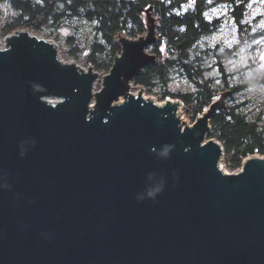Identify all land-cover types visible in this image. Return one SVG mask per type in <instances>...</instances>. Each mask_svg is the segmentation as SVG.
<instances>
[{
	"label": "water",
	"instance_id": "water-1",
	"mask_svg": "<svg viewBox=\"0 0 264 264\" xmlns=\"http://www.w3.org/2000/svg\"><path fill=\"white\" fill-rule=\"evenodd\" d=\"M147 22L104 75L29 30L4 40L0 264H264V156L219 168L207 135L229 93L185 126L178 102L129 92L156 61Z\"/></svg>",
	"mask_w": 264,
	"mask_h": 264
},
{
	"label": "trees",
	"instance_id": "trees-1",
	"mask_svg": "<svg viewBox=\"0 0 264 264\" xmlns=\"http://www.w3.org/2000/svg\"><path fill=\"white\" fill-rule=\"evenodd\" d=\"M249 0H0L4 23L1 35L26 29L55 37L66 47L67 56L81 60L100 73L112 67L121 46L117 36L135 39L147 31V17L157 19L159 34L149 48L156 61L142 69L134 85L156 94L162 100L175 98L186 117L194 122L215 100L217 88L229 86L225 63L234 59L239 45L251 41L243 22ZM226 4L236 27L233 44H209L208 38L221 27L224 18L212 11ZM68 30L63 38V31ZM223 46V47H221ZM183 81L188 91L173 90L174 81ZM232 85L234 83H231ZM246 86H232L240 92ZM248 103V102H247ZM247 103H235L215 112L207 138L223 147V162L229 169L239 168L242 160L264 156V121L252 114Z\"/></svg>",
	"mask_w": 264,
	"mask_h": 264
},
{
	"label": "rangeland",
	"instance_id": "rangeland-1",
	"mask_svg": "<svg viewBox=\"0 0 264 264\" xmlns=\"http://www.w3.org/2000/svg\"><path fill=\"white\" fill-rule=\"evenodd\" d=\"M226 6V4L224 6L223 4L219 5L211 13L213 16L224 19L221 23V27L214 33L212 32V34L208 38L209 44H217L220 42L221 45L224 46L225 44H233L238 39V33L235 30L236 27L234 22L230 18H226V16H228L229 14L228 7ZM243 14L244 16L242 20L244 22V25L249 28V35H254V38L251 41H246L245 43L240 44V50L237 52V56L225 63V68L227 69L228 74L226 80H229L230 84L229 86L222 85L217 88V95L215 97V100L220 95L229 93L224 102L225 108L228 105L232 104V102H235L236 104L248 102L247 104H245V106H250L252 114L258 115L259 113H261V119L264 121V0H249L246 11ZM152 17L155 19V22L153 24L156 26L157 19L154 16ZM3 23L4 19L2 14H0V26H2ZM67 31L68 30L63 31L62 34H60V37L63 38V35ZM39 36L42 38H48L42 33H39L38 37ZM4 37L5 36L1 35L0 33L1 42H3L2 40ZM53 38L55 37H49L48 39H52V41L57 44L59 57L64 62L73 60L83 68L88 67V65L83 63L81 60L77 61L67 56V49L64 43H62L61 39L56 41ZM231 83H234L235 85L240 84L246 87L240 92H232V86L234 84L232 85ZM97 86L100 87L99 85ZM189 88L190 87L187 83L180 80H175L172 89L175 91H188ZM136 91L137 88H134L131 92L136 93ZM145 96L148 97L147 99L153 97L156 103H163L166 100H162L158 97V95L151 94L146 91ZM169 99L181 103L178 99ZM178 113V117H182L183 125L190 126L191 123H193L184 114L182 104L180 105V111L178 110ZM223 170L232 172V169H229L224 162Z\"/></svg>",
	"mask_w": 264,
	"mask_h": 264
},
{
	"label": "built area",
	"instance_id": "built-area-1",
	"mask_svg": "<svg viewBox=\"0 0 264 264\" xmlns=\"http://www.w3.org/2000/svg\"><path fill=\"white\" fill-rule=\"evenodd\" d=\"M1 29V28H0ZM13 33V32H12ZM11 34V33H10ZM10 34H8V35H5V37L3 38V42H1L0 41V48L1 49H4L5 47H6V41H4L5 39H6V37L7 36H9ZM155 37H156V40L158 39V37H159V34H157L156 32H155ZM71 61H73V60H71ZM73 62H75V61H73ZM76 64H77V62H76ZM80 68H82V69H84V70H87L88 68H93L92 66H88L87 68H83V67H81L79 64H77ZM94 70V69H93ZM95 71V70H94ZM97 72V71H96ZM98 74H100L99 72H97ZM103 75L104 74H106V73H102ZM102 74H100V75H102ZM98 82H99V84H98ZM97 85H99L100 86V81H97L96 83H95V86H94V92H97L99 89H100V87H98ZM98 87V88H97ZM134 88H137V91H136V93H132L131 91H132V89H134ZM131 94H133V95H138V94H142V96H143V98L144 99H147L148 97H146L145 96V89H144V87H142L141 85L140 86H136V85H134V82H132L131 83V89H130V91H129ZM122 100H123V98L121 97L120 99H119V102H122ZM149 100H151L152 102H154L155 104H157V105H161V104H163V103H156L155 102V100L153 99V97L152 98H150ZM167 100V99H166ZM170 100V99H169ZM177 102V101H176ZM179 103V102H178ZM182 103H179V111H180V105H181ZM93 106V102H92V104H91V107ZM177 116H178V114H177ZM178 119H180V121L182 122V117H178ZM192 124V123H191ZM191 126V125H190ZM219 168L222 170V171H224L223 170V156L221 157V159H220V162H219ZM243 167H242V164H241V166L239 167V168H236V169H233L232 170V172H227V171H224V173H228V174H237V173H239L240 171H241V169H242Z\"/></svg>",
	"mask_w": 264,
	"mask_h": 264
},
{
	"label": "bare ground",
	"instance_id": "bare-ground-1",
	"mask_svg": "<svg viewBox=\"0 0 264 264\" xmlns=\"http://www.w3.org/2000/svg\"><path fill=\"white\" fill-rule=\"evenodd\" d=\"M35 35H36V37H38V34H35ZM39 38H42V37L39 36L38 39H39ZM177 114L179 115V113H177Z\"/></svg>",
	"mask_w": 264,
	"mask_h": 264
}]
</instances>
